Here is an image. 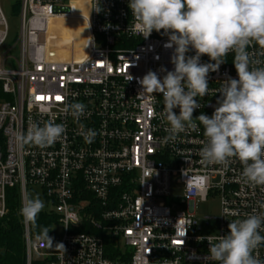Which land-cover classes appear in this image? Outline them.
Returning <instances> with one entry per match:
<instances>
[{
	"label": "built area",
	"instance_id": "obj_1",
	"mask_svg": "<svg viewBox=\"0 0 264 264\" xmlns=\"http://www.w3.org/2000/svg\"><path fill=\"white\" fill-rule=\"evenodd\" d=\"M74 1L89 8L81 21L84 55L58 59L61 21L78 19ZM128 4L16 0L20 32L8 51L18 46L17 57L2 52L8 22L0 6V221L9 214L11 190L20 209L30 194L52 207L51 240L33 234L21 215L26 264H219L209 256V240L228 234L232 220L264 214V186L244 182L239 160L225 167L199 155L207 138L196 117H211L222 82L238 79L234 54L209 72V93L196 98L202 107L193 112L195 126L172 140L163 95H139L138 78L151 70L162 79L161 68L174 70V48L164 47L163 30L148 38L135 32ZM248 52L264 66V48L253 44ZM200 62L214 63L207 55ZM72 103L85 105L79 120L65 112ZM49 120L65 127L51 146L16 141L32 123ZM88 129L96 133L91 142L81 134ZM210 198L219 199V217L198 218L196 203ZM54 227L63 235L49 252ZM253 254L264 261V244Z\"/></svg>",
	"mask_w": 264,
	"mask_h": 264
},
{
	"label": "clouds",
	"instance_id": "obj_2",
	"mask_svg": "<svg viewBox=\"0 0 264 264\" xmlns=\"http://www.w3.org/2000/svg\"><path fill=\"white\" fill-rule=\"evenodd\" d=\"M128 7L135 32L148 38L154 30H163L168 36L164 47L174 48V70L161 68L166 72L162 79L151 70L138 78L142 88L139 95H163L172 140L186 127L195 126L193 112L202 107L196 98L208 95L209 72L217 71L228 54H234L238 79L228 77L222 82L211 117L203 113L196 117L207 138L199 155L205 164L225 167L236 158L243 165L244 182L264 186V66H257L262 62L248 52L253 44L264 48V0H129ZM190 50L195 55H186ZM204 55L214 63H201ZM65 112L79 120L85 115V105L72 103ZM64 133L63 124L49 120L43 126L32 123L26 133L16 135V141L21 147L45 148ZM81 134L87 142L96 135L92 129ZM44 207L38 195L24 197L21 215L26 222L35 223ZM228 229V234L220 235L216 243L209 240L212 260L219 264H264L253 254L264 244V214L232 220ZM46 235L51 240L48 232Z\"/></svg>",
	"mask_w": 264,
	"mask_h": 264
},
{
	"label": "trees",
	"instance_id": "obj_3",
	"mask_svg": "<svg viewBox=\"0 0 264 264\" xmlns=\"http://www.w3.org/2000/svg\"><path fill=\"white\" fill-rule=\"evenodd\" d=\"M9 214L0 221V264H26L23 227L17 190L9 193ZM53 219L48 214L37 216L31 223L33 234L47 236Z\"/></svg>",
	"mask_w": 264,
	"mask_h": 264
},
{
	"label": "rangeland",
	"instance_id": "obj_4",
	"mask_svg": "<svg viewBox=\"0 0 264 264\" xmlns=\"http://www.w3.org/2000/svg\"><path fill=\"white\" fill-rule=\"evenodd\" d=\"M0 6L7 18L8 22V39L2 49L3 53H6L10 50L16 43L17 37L20 32V18L18 17V6H16V0H0ZM63 30H60V33ZM10 55L17 57L18 56V46L15 50L8 51ZM32 194L29 195V198H33ZM44 202V201H43ZM45 204V203H44ZM52 211V207L45 204L43 210L38 214H47ZM196 216L200 219L204 218H217L220 214V202L219 199L210 198L206 202L199 201L196 203L195 207ZM53 240L48 244L49 252H56L60 245V241L63 235V229L61 227H54L52 230ZM36 258V256H34Z\"/></svg>",
	"mask_w": 264,
	"mask_h": 264
},
{
	"label": "bare ground",
	"instance_id": "obj_5",
	"mask_svg": "<svg viewBox=\"0 0 264 264\" xmlns=\"http://www.w3.org/2000/svg\"><path fill=\"white\" fill-rule=\"evenodd\" d=\"M87 2L74 1L72 4V11L74 16L78 19L62 20L59 39L55 42L56 58L63 60H79L84 55V21L88 17ZM83 18V20H82Z\"/></svg>",
	"mask_w": 264,
	"mask_h": 264
},
{
	"label": "snow or ice",
	"instance_id": "obj_6",
	"mask_svg": "<svg viewBox=\"0 0 264 264\" xmlns=\"http://www.w3.org/2000/svg\"><path fill=\"white\" fill-rule=\"evenodd\" d=\"M38 99H43V97H38ZM57 100L61 99V97H56Z\"/></svg>",
	"mask_w": 264,
	"mask_h": 264
}]
</instances>
